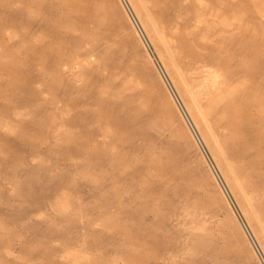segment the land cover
I'll return each mask as SVG.
<instances>
[{
  "label": "bare ground",
  "instance_id": "obj_1",
  "mask_svg": "<svg viewBox=\"0 0 264 264\" xmlns=\"http://www.w3.org/2000/svg\"><path fill=\"white\" fill-rule=\"evenodd\" d=\"M0 264H264V0H0Z\"/></svg>",
  "mask_w": 264,
  "mask_h": 264
}]
</instances>
